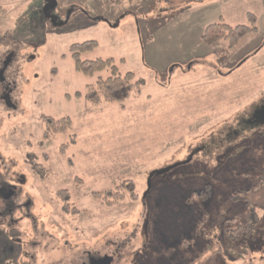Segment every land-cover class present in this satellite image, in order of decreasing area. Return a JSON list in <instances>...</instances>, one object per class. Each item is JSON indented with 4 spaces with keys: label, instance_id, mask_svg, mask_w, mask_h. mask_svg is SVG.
Listing matches in <instances>:
<instances>
[{
    "label": "rangeland",
    "instance_id": "obj_1",
    "mask_svg": "<svg viewBox=\"0 0 264 264\" xmlns=\"http://www.w3.org/2000/svg\"><path fill=\"white\" fill-rule=\"evenodd\" d=\"M56 1L60 31L46 0H0V38L11 34L0 61L16 55L9 73L19 104H0V157L27 177L23 194L37 202L40 226L48 211L50 224L59 220L53 196L65 186L90 210L95 239L107 233L132 253L148 238L157 264H264V125L223 139L264 100V0H209L199 10H188L189 0ZM198 13L206 26L231 28L252 25L254 14L257 33L234 49L225 39L206 44L202 23L189 27ZM85 41L99 46L83 60L113 59L119 74L142 83L141 94L88 103L86 86L110 70H75L70 48ZM46 118L70 126L46 141ZM178 164L148 192L150 174ZM206 185L212 197L201 200ZM248 203L261 206L258 223L247 220Z\"/></svg>",
    "mask_w": 264,
    "mask_h": 264
},
{
    "label": "flooded vegetation",
    "instance_id": "obj_2",
    "mask_svg": "<svg viewBox=\"0 0 264 264\" xmlns=\"http://www.w3.org/2000/svg\"><path fill=\"white\" fill-rule=\"evenodd\" d=\"M56 11H49L47 20L55 21V25L64 23ZM56 27L59 31L62 29V26ZM15 56L11 52L0 61V104L9 111H17L19 107L13 96L16 82L9 73ZM9 57L11 61L6 64ZM261 125H264V100L249 114V118L238 123L237 128H233V132L223 139L230 140L232 135L239 136L243 131L258 129ZM205 150L206 147L201 146L193 150L190 157ZM1 160L0 157V165L5 168L0 172V264H157L156 249L151 241L148 244L152 249L144 247L149 241L144 236L142 246L132 253L128 249L130 242H125L123 246L113 244L107 233L101 239H95L100 234L96 235L95 227L91 224L93 216L90 210L80 208L79 198H72L65 186L58 185L53 196L59 202L60 209L56 216L59 220L50 224L48 211L40 226L37 202L23 194V188L29 182L27 177L18 172H9ZM94 199L99 200L98 197ZM48 206L52 207L50 202H40L39 207L47 209ZM47 255L45 259L43 256Z\"/></svg>",
    "mask_w": 264,
    "mask_h": 264
},
{
    "label": "trees",
    "instance_id": "obj_3",
    "mask_svg": "<svg viewBox=\"0 0 264 264\" xmlns=\"http://www.w3.org/2000/svg\"><path fill=\"white\" fill-rule=\"evenodd\" d=\"M44 18V17H43ZM248 18L251 20L252 25L245 26H236L231 28L225 24H212L209 25L202 35V39L206 44H211L218 40H227L229 42V48L234 49L241 41L245 40L249 35L257 33L256 17L254 14L249 13ZM9 33L3 35L0 38V48L6 45H9L8 41ZM98 42L94 41H85L84 43H76L73 44L70 48V54L72 55V60L74 61L75 70L84 77H94L98 73H102L104 71L110 70V74L107 78L99 76L97 81L94 84H89L86 86V91L84 94V99L88 101L93 106H98L103 103H121L129 101L135 95H140L142 92V83L138 80H135L133 74H126L122 76L119 74L118 68L114 64L113 59L102 60L96 59V61L83 60V56L86 53H90L98 48ZM82 94L77 93L76 96L80 97ZM46 118L44 122L47 124V130L44 134L46 141H49L53 138L55 134H63L67 129L69 124V119L64 118L62 120H50ZM76 138H72L70 144L75 145ZM68 145L61 147V152L63 154L66 153L68 149ZM207 190L202 191L201 193H197V197L201 198V200H207L208 196H211L209 185H206ZM260 185L257 184V187L254 189H259ZM118 190V189H117ZM120 190V189H119ZM134 191V190H133ZM117 193V192H116ZM134 193V192H133ZM97 195V194H96ZM106 199H115L120 200L121 197H118L117 194H113L112 191H106L104 194ZM100 198V196H97ZM261 209V206L253 205L248 203L246 218L250 220L253 218L257 220L258 223V210Z\"/></svg>",
    "mask_w": 264,
    "mask_h": 264
},
{
    "label": "water",
    "instance_id": "obj_4",
    "mask_svg": "<svg viewBox=\"0 0 264 264\" xmlns=\"http://www.w3.org/2000/svg\"><path fill=\"white\" fill-rule=\"evenodd\" d=\"M46 3H47L48 6H50L49 9H48V6L45 8L46 13H48L49 11H54V10H56V8H57V6H58V3H57L56 0H46ZM47 18H48V17H47ZM51 19H52V18H51ZM52 21H53V20H52ZM53 22H54V24H56L55 21H53ZM63 25H65V22H64V23H60L59 25H56V26L60 27V26H63ZM10 61H11V58L9 57V59H8V61H7L6 64H8ZM1 73H2V72H1ZM0 81H1V80H0ZM192 158H193V157H190L189 161H187V162H190V161L192 160ZM182 164H183V163H182ZM182 164L174 165V166H172L171 168L163 169V170H160L159 172H154V173L150 174V176L148 177V179H149V181H148V187H147L148 192L151 191L150 189H151V187H152V183H153L154 178L158 177L159 175H162V174L168 173V172L171 171V169L177 168L179 165H182ZM146 196H147V194H146L144 197L146 198Z\"/></svg>",
    "mask_w": 264,
    "mask_h": 264
},
{
    "label": "crops",
    "instance_id": "obj_5",
    "mask_svg": "<svg viewBox=\"0 0 264 264\" xmlns=\"http://www.w3.org/2000/svg\"><path fill=\"white\" fill-rule=\"evenodd\" d=\"M159 1H164L166 2L167 0H159ZM209 0H189L186 4V6H188V10H190L192 7H198L197 10H199V5H203L204 3L202 2H207ZM199 15V13H198ZM198 22H192V25H189V27H199V29H201V26L203 27V30L206 29L209 25H205V22L204 21H200V15L198 17ZM200 22L202 23V25L200 26ZM211 25V24H210ZM179 27H183V26H180ZM204 33V32H203ZM203 35V34H202ZM201 36V35H200ZM202 37V36H201Z\"/></svg>",
    "mask_w": 264,
    "mask_h": 264
}]
</instances>
